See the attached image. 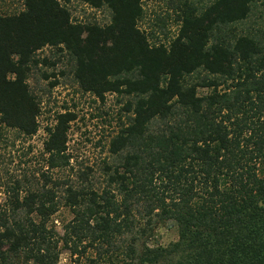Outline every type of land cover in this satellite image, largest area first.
<instances>
[{"label": "trees", "instance_id": "1", "mask_svg": "<svg viewBox=\"0 0 264 264\" xmlns=\"http://www.w3.org/2000/svg\"><path fill=\"white\" fill-rule=\"evenodd\" d=\"M21 1L18 13L0 12V128L38 132L28 78L55 66L37 57L48 47L82 92L125 98L129 117L110 142L103 189L49 187L44 174L23 197L12 189L0 203V264H63L62 251L64 264H264V34L234 28L264 0H179L164 43L139 28L143 0H81L109 11L105 25L74 21L68 0ZM75 119L66 111L45 129L48 170L69 166ZM62 207L72 217L60 234ZM168 224L177 241L147 245Z\"/></svg>", "mask_w": 264, "mask_h": 264}, {"label": "rangeland", "instance_id": "2", "mask_svg": "<svg viewBox=\"0 0 264 264\" xmlns=\"http://www.w3.org/2000/svg\"><path fill=\"white\" fill-rule=\"evenodd\" d=\"M179 0H143L144 15L139 28L149 34L153 43L166 42L174 37L178 24L175 20V7ZM200 5L211 0H192ZM65 6L69 9L74 21L81 23L94 22L105 25L110 20L109 11L105 8L96 10L85 5L81 0H68ZM23 9L21 0H0V12L12 15ZM238 32L264 34V6L253 7L248 20L234 27ZM40 59L48 58L55 63L54 67L40 65L33 69L28 85L41 103V115L38 118L39 128L33 137H24L14 130L0 128V203L6 202L12 189L18 187L20 197L28 190L39 189L44 183L42 175L60 184L68 182L74 187L101 190L106 185V166L112 165L116 157L109 152L111 140L127 124L129 114L124 110L126 99L115 94L106 95L104 102L98 101L90 94L82 92L74 82L71 64L66 57L56 54L52 48H44L37 53ZM54 76H51V75ZM43 75H50L45 79ZM57 81L53 88L50 84ZM207 90L199 89V94ZM69 111L76 119L70 124L67 142L69 166L60 170H48L47 155L43 151L47 127L54 125L57 114ZM51 179V180H50ZM64 185L57 190V201H62ZM72 215L62 207L54 216L56 231L62 234V222L69 221ZM169 225V227H168ZM160 225L147 245L167 247L177 241L175 227ZM69 254L62 251L60 262H69Z\"/></svg>", "mask_w": 264, "mask_h": 264}]
</instances>
